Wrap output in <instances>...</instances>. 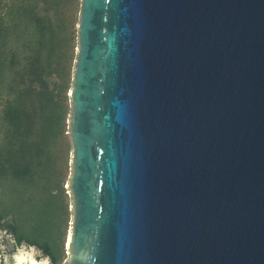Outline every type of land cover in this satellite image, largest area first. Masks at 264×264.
<instances>
[{"label": "water", "instance_id": "obj_1", "mask_svg": "<svg viewBox=\"0 0 264 264\" xmlns=\"http://www.w3.org/2000/svg\"><path fill=\"white\" fill-rule=\"evenodd\" d=\"M77 30L63 264H264V0H81Z\"/></svg>", "mask_w": 264, "mask_h": 264}, {"label": "trees", "instance_id": "obj_2", "mask_svg": "<svg viewBox=\"0 0 264 264\" xmlns=\"http://www.w3.org/2000/svg\"><path fill=\"white\" fill-rule=\"evenodd\" d=\"M80 9L81 0H0V228L17 244L42 249L50 264H62L67 250L69 92ZM10 196L32 211L37 237L20 230Z\"/></svg>", "mask_w": 264, "mask_h": 264}, {"label": "rangeland", "instance_id": "obj_3", "mask_svg": "<svg viewBox=\"0 0 264 264\" xmlns=\"http://www.w3.org/2000/svg\"><path fill=\"white\" fill-rule=\"evenodd\" d=\"M79 13H80V11H79ZM79 13H78V16H79ZM70 156H71V153H70ZM70 172H71V169H70ZM69 176H70V174H69ZM67 186H68V181H67V184H66V188H67ZM67 193L69 195L70 212H71V196L69 194V190H67ZM37 197H38L39 201L41 202V198L39 196H37ZM16 201L13 202V199L10 196L9 209H16L17 214H18V218H19L20 227H21L20 230L22 232L28 234L29 237H32V236L37 237L36 234H35V232L33 231V229L30 228V226L28 224V219H29L32 211L27 210V209L21 210V205H20L19 198ZM71 216H72V212L70 214L69 228H70ZM69 228H68V231H69ZM47 229H48V227H47ZM67 258H68V254H67V250H66V258L64 259L63 263L66 261ZM1 260H2V256L0 254V263H1Z\"/></svg>", "mask_w": 264, "mask_h": 264}, {"label": "bare ground", "instance_id": "obj_4", "mask_svg": "<svg viewBox=\"0 0 264 264\" xmlns=\"http://www.w3.org/2000/svg\"><path fill=\"white\" fill-rule=\"evenodd\" d=\"M69 238H70V234L68 233V237H67V241H66V246H67L68 243H69Z\"/></svg>", "mask_w": 264, "mask_h": 264}]
</instances>
